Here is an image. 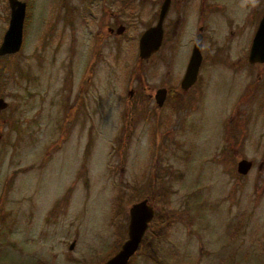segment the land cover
Wrapping results in <instances>:
<instances>
[{
  "label": "rangeland",
  "instance_id": "obj_1",
  "mask_svg": "<svg viewBox=\"0 0 264 264\" xmlns=\"http://www.w3.org/2000/svg\"><path fill=\"white\" fill-rule=\"evenodd\" d=\"M45 1L21 49L0 56V97L8 102L0 111V264H104L126 238L129 207L144 197L155 205L160 249H204L202 264H219L230 252L237 264H264V167L257 168L264 159V114L257 110L264 62L248 59L264 0L176 4L184 22L151 61L138 69L137 53L124 42L90 84L86 75L79 81L83 62H71L68 44L43 33L54 15ZM8 10L0 0V44ZM198 33L203 61L189 92L196 102L184 105L191 96H181L178 111L169 98L155 129L153 101L129 91L166 81L181 90ZM240 96L248 97L235 107ZM143 98L141 116L135 102ZM228 125L237 129L238 147H231ZM241 158L254 162L246 175L237 170ZM131 264L158 263L139 254Z\"/></svg>",
  "mask_w": 264,
  "mask_h": 264
},
{
  "label": "flooded vegetation",
  "instance_id": "obj_2",
  "mask_svg": "<svg viewBox=\"0 0 264 264\" xmlns=\"http://www.w3.org/2000/svg\"><path fill=\"white\" fill-rule=\"evenodd\" d=\"M21 1L25 3L23 31L27 33V30L29 28V23L31 22V17L33 15H36L34 14V11L36 10L37 3L40 4V2L44 0H21ZM164 2L165 0H46L45 1V4L47 5L46 11L47 10L48 11L50 10L51 12L53 11L54 15L53 18L47 22L43 33L44 34L56 33L57 41L61 43L60 46L63 44L64 45L68 44L69 46L68 52L71 55V62H73L75 66H78L81 60L83 62L82 67L80 68V73H79L80 75H78L79 81H81L82 83L84 80V75H86L85 82L83 83L90 84L92 83V81L94 82V80L97 78L96 75L99 71L101 70L105 71L111 66V61H115L116 59H118V56L121 54V50L123 49L122 44L124 42H127L126 47H128L129 51L135 55L134 57L138 56L137 57L138 69H140L142 64L148 63L154 58V54L161 49V46L164 41V37L172 33L177 24L180 23L183 24L184 22L182 18L184 12L178 10V13L175 14L174 13L175 5L179 3L184 4L185 2L191 3V0H169V5L162 22L163 38H162L161 46L158 51L153 52L149 57L141 58L139 55L140 38L148 28L158 23L161 7ZM7 3L9 8L8 10L9 12L8 21H9L11 15V7L9 5V0H7ZM175 15H177V18H175ZM263 15L261 16V18L263 17ZM260 20L261 19L259 18L257 24L252 26L253 30L251 34L252 35L251 45L253 43L254 36ZM52 26L53 28L55 27V30H53ZM202 29L203 28L200 27V30ZM134 34L137 35V39L133 37ZM198 35L202 36V49H203L204 36L202 33H198L196 35L194 43ZM192 50H191V54H192ZM14 54H9V55H14ZM111 56L114 57L112 60H111ZM202 61H203V53H202ZM188 62L185 68V72L188 66ZM136 74L141 76L138 73ZM198 77H199V72L196 81L198 80ZM144 79H146V77ZM182 79L180 81L181 90H179L178 87L172 85L170 81L169 82L166 81L163 85L157 87H154L149 83L145 85L141 83V86L137 85L135 89L129 91L130 94L135 92L136 96H144V97L147 96L153 101V106H152V108L154 109L153 112L154 114H157L155 119H153L155 129H157L161 123V117L158 114V111L168 103L169 98L171 97L175 98V100L177 101L176 104H174V102L172 103V110L178 108L179 111L181 108V101H182L181 96H191L189 95V92L196 83V81L188 89H184L181 84ZM81 91H83V87ZM157 94L158 96H165L162 105H159L156 101L155 96H157ZM247 97L248 96H240V99H238V102L236 103L235 107H237L238 103L241 102L242 100H245ZM145 101L146 99L143 98V99H138L135 102L137 115L141 114V116H143L145 109ZM192 101L196 102V96H191L189 99L184 101V105L185 104L189 105L190 103H192ZM257 110L260 111V113L264 114V104L261 103L258 106ZM171 117L172 115L171 116L169 115L166 118V121L168 122ZM232 120L233 117L231 118L230 123L232 122ZM229 126L230 125H228V127ZM227 134H228V138L229 139L231 138L230 140L231 147L232 148L238 147V142H240V138L237 137L238 134L237 129L233 125H231L230 131L228 130ZM248 140H249V130L248 131L246 130L244 139L242 138L241 143L243 144L247 143ZM263 167H264V159L258 164L257 168L259 170H262ZM242 175H246V174H242ZM153 206L155 209L154 204ZM155 212L156 210L154 211V217H155ZM172 214L167 215L168 220H171L172 217L175 216L174 212ZM153 219L148 223V227L146 228L142 236L138 249L130 256L127 264H131L135 256L139 254L147 257L149 261L153 259L155 263L158 264H169V263H165L164 261H170L173 258L175 259V263L171 262V264H181L180 261H182V264H185L184 261L186 260L195 261L193 263L189 262L186 264H202L204 257L207 256V254H209L207 252H204V249H201V252H198L196 254L187 253L188 255L187 256L186 254L175 251V249H177L175 247L176 244L175 242L169 241V239L167 240L169 242L168 245H171L173 248L171 247L170 248L175 252H168L167 246L161 247L160 249L159 248L160 239H161V237L159 236L160 228L155 226V224L152 222ZM128 224L129 221L125 225L126 238L123 240V242L128 238ZM165 228H167V226H165ZM174 259L172 261H174ZM233 260H234L233 254L230 252L226 258H218L217 262L219 264H224V262L225 263L232 262V264H237L236 261Z\"/></svg>",
  "mask_w": 264,
  "mask_h": 264
},
{
  "label": "water",
  "instance_id": "obj_3",
  "mask_svg": "<svg viewBox=\"0 0 264 264\" xmlns=\"http://www.w3.org/2000/svg\"><path fill=\"white\" fill-rule=\"evenodd\" d=\"M11 15L8 28L0 44V56L17 53L23 43L25 3L21 0H9ZM169 0H165L161 7L158 23L148 28L140 38V57L147 58L153 52L159 50L162 38V22L167 11ZM202 36L198 35L190 56L185 75L182 79V87L188 89L197 79L202 63ZM249 61L251 63L264 62V15L256 30L253 43L250 48ZM159 105H162L165 96H155ZM8 106V102L0 97V111ZM1 137V136H0ZM253 162L248 158H241L237 163L240 174H247L252 168ZM154 206L148 198L140 199L129 207L128 238L122 243L120 249L104 264H127L130 256L138 249L142 236L148 227V223L154 217ZM75 245L73 241L69 248Z\"/></svg>",
  "mask_w": 264,
  "mask_h": 264
}]
</instances>
